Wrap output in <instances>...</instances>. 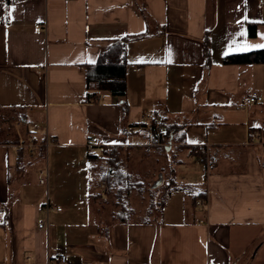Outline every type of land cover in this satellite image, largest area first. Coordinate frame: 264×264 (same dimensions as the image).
I'll use <instances>...</instances> for the list:
<instances>
[{"label": "crops", "instance_id": "obj_1", "mask_svg": "<svg viewBox=\"0 0 264 264\" xmlns=\"http://www.w3.org/2000/svg\"><path fill=\"white\" fill-rule=\"evenodd\" d=\"M123 37L126 95L87 101L86 65ZM257 45L264 0H0V107H25L49 140L47 163L19 164L17 146L0 143V264L62 253L66 264H264V63H224ZM254 91L263 100L246 104ZM153 123L177 129L161 142ZM89 138L130 150L158 141L178 152L175 178L193 157V196L206 202L150 221L97 213Z\"/></svg>", "mask_w": 264, "mask_h": 264}, {"label": "trees", "instance_id": "obj_2", "mask_svg": "<svg viewBox=\"0 0 264 264\" xmlns=\"http://www.w3.org/2000/svg\"><path fill=\"white\" fill-rule=\"evenodd\" d=\"M248 34L252 37L256 36L257 23H248ZM128 39V37L115 39L99 54L96 62L86 65L87 101H97L102 90L110 91L120 97L126 95L127 66L129 65L127 58ZM224 63H264V48L228 54L224 57ZM123 107L125 108V106ZM36 124L38 123L32 121L25 107H0V143L13 144L18 148V143L21 139L27 141L29 137H33L36 142L34 159L44 160L47 155V148L44 143L45 136L41 130L35 128ZM152 129L155 139L160 138L161 142H166L174 135L177 126L166 124L164 130H159L160 127H158L157 123H153ZM129 153V148H123L120 145L106 147L102 154L88 151V169L90 173L89 200L92 202V199L95 198L100 200V202L108 203V201H111L114 209L109 211V214H111L110 218L112 221L116 222H127L133 219L134 211L130 205V198L134 192H143L142 190L144 189V183L136 181L124 167V158H127ZM18 156L19 164H22L29 156L26 148H18ZM99 168H102V170ZM93 174L94 176L96 175V179H93ZM163 181L162 174L161 183L153 186V188L162 185ZM101 182L104 184L106 191L92 190L93 186L97 188ZM175 184V177L171 178V183L168 184L169 187L162 193L160 201L157 202V205L155 203L150 205L148 210L155 208L162 212L166 200L169 199L172 189L175 188ZM199 196V194L193 196L194 204H197V197ZM154 219L155 217L147 216L143 221Z\"/></svg>", "mask_w": 264, "mask_h": 264}, {"label": "rangeland", "instance_id": "obj_3", "mask_svg": "<svg viewBox=\"0 0 264 264\" xmlns=\"http://www.w3.org/2000/svg\"><path fill=\"white\" fill-rule=\"evenodd\" d=\"M137 133V131H136ZM134 133H129L130 136L134 137ZM148 142V141H147ZM154 144V143H153ZM148 145V143L146 144ZM47 149V158L43 160V162L47 163L48 160V152ZM177 151L175 149L167 150L164 146H159L156 143L153 146H142L136 149H131L129 156L124 158V167L125 169L133 176L136 181H142L144 183L143 192H134V194L130 198V205L133 208L135 220H143L145 217H155L159 219L161 215L160 210L153 209L148 210L150 205H157V202L160 201L162 197V193L169 187V183H171V178H174V174L172 168L176 164L177 159ZM85 154V156H84ZM76 157V156H75ZM86 149L83 151H79L76 160L81 165H86L87 162ZM198 162L191 156H187L185 158V162H178L180 165H177L179 169L176 184L174 185V189H172L170 194V199L166 200L165 206L168 209L167 215L173 214L176 209L182 206L183 200L186 203H192L193 194L198 193L201 189L200 186L196 187L195 182L192 181V174L198 177L202 172L200 169H195L192 167V162ZM200 162V161H199ZM100 164V163H99ZM100 167V165H99ZM102 170V168H99ZM98 171V170H97ZM96 172V171H95ZM186 173L188 175H184ZM160 174H163V184L153 188L156 183L155 180L160 179ZM96 179V175L93 174V179ZM102 182L93 189L102 190L101 187ZM153 188V189H152ZM92 203L97 213L101 212L104 215H108L110 217L109 211L113 210V203L111 201L100 202V200L93 198ZM164 206V207H165ZM153 207H155L153 205Z\"/></svg>", "mask_w": 264, "mask_h": 264}, {"label": "built area", "instance_id": "obj_4", "mask_svg": "<svg viewBox=\"0 0 264 264\" xmlns=\"http://www.w3.org/2000/svg\"><path fill=\"white\" fill-rule=\"evenodd\" d=\"M36 27H37V30H39V31L43 28L42 24H37ZM261 100H263L262 94H260L257 91H254L246 99V104L256 103V102H259ZM29 109H31V108H29ZM35 128L39 129L40 125L36 124ZM129 129L133 130L134 126H130ZM44 143H45L46 148H48V146H49L48 138L45 139ZM22 147L26 148V151H27L29 157H33V158L35 157V155H36V142H35L33 137H29V139L27 141H24V140L21 139L20 142L18 143V148H22ZM86 147H87V150L89 152H93V153H96V154H102L104 152L105 148H106V146L104 144L98 143L93 138H89L87 140ZM194 152L198 153L199 149H196ZM40 173H41L40 182L42 184H44V183H46V180H47V177H48V173H49L48 172V168L47 167L43 168ZM101 187H102V190L106 191V188H105L103 183L101 184ZM205 202H206L205 199L197 200V204L198 205L204 204ZM52 208L53 207L51 205H47L45 207V210L49 211ZM56 209L57 210H61L62 207H56ZM44 226H45V222H41L39 224L40 228H42ZM69 262H70V256L68 254L62 253V254H57V255L51 257L49 262H48V264H52V263L66 264V263H69Z\"/></svg>", "mask_w": 264, "mask_h": 264}, {"label": "water", "instance_id": "obj_5", "mask_svg": "<svg viewBox=\"0 0 264 264\" xmlns=\"http://www.w3.org/2000/svg\"><path fill=\"white\" fill-rule=\"evenodd\" d=\"M162 181V175L160 174V180L157 182V184H155V186L159 185Z\"/></svg>", "mask_w": 264, "mask_h": 264}, {"label": "snow or ice", "instance_id": "obj_6", "mask_svg": "<svg viewBox=\"0 0 264 264\" xmlns=\"http://www.w3.org/2000/svg\"><path fill=\"white\" fill-rule=\"evenodd\" d=\"M9 15H11V13L9 12ZM257 47H264V45H257Z\"/></svg>", "mask_w": 264, "mask_h": 264}]
</instances>
